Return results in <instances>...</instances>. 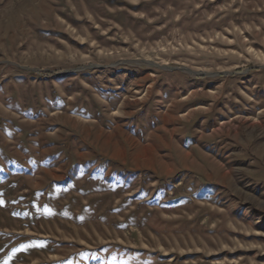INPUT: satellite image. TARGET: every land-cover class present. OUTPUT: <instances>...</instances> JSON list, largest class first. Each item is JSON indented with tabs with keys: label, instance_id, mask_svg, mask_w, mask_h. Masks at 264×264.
Returning <instances> with one entry per match:
<instances>
[{
	"label": "rangeland",
	"instance_id": "rangeland-1",
	"mask_svg": "<svg viewBox=\"0 0 264 264\" xmlns=\"http://www.w3.org/2000/svg\"><path fill=\"white\" fill-rule=\"evenodd\" d=\"M5 262L264 264V0H0Z\"/></svg>",
	"mask_w": 264,
	"mask_h": 264
},
{
	"label": "snow or ice",
	"instance_id": "snow-or-ice-1",
	"mask_svg": "<svg viewBox=\"0 0 264 264\" xmlns=\"http://www.w3.org/2000/svg\"><path fill=\"white\" fill-rule=\"evenodd\" d=\"M83 255V254H82ZM5 264H6V262H5Z\"/></svg>",
	"mask_w": 264,
	"mask_h": 264
}]
</instances>
